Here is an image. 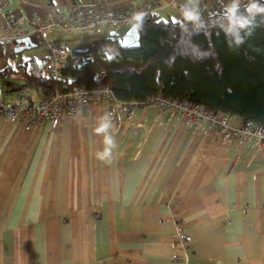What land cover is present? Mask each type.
Masks as SVG:
<instances>
[{"label": "crops", "instance_id": "obj_1", "mask_svg": "<svg viewBox=\"0 0 264 264\" xmlns=\"http://www.w3.org/2000/svg\"><path fill=\"white\" fill-rule=\"evenodd\" d=\"M5 1L28 29L63 2ZM101 1L127 11L134 0ZM4 24L0 10V32ZM128 28L92 29V42L71 48L45 35L76 51ZM30 38L28 47L4 53L11 60L0 62V99L44 96L19 72L24 60L49 54L46 44L40 57H24L40 45ZM105 113L118 144L109 163L95 156L104 145L94 129ZM181 232L191 240L181 241ZM0 264H264V142L229 141L153 104L135 106L131 116L88 104L54 132L47 123L28 128L0 118Z\"/></svg>", "mask_w": 264, "mask_h": 264}, {"label": "trees", "instance_id": "obj_2", "mask_svg": "<svg viewBox=\"0 0 264 264\" xmlns=\"http://www.w3.org/2000/svg\"><path fill=\"white\" fill-rule=\"evenodd\" d=\"M223 7L218 4L202 13L204 26L199 30L185 28L180 15L155 12L140 28L139 47H124L112 37L101 40L91 48L117 41L120 56H97L78 65L67 62L57 79L46 74L45 60L34 57L24 60L19 72L44 93L56 87L107 85L122 102L148 103L157 96L190 100L214 114H231L245 124L264 126V25L244 45L230 50L219 27Z\"/></svg>", "mask_w": 264, "mask_h": 264}, {"label": "built area", "instance_id": "obj_3", "mask_svg": "<svg viewBox=\"0 0 264 264\" xmlns=\"http://www.w3.org/2000/svg\"><path fill=\"white\" fill-rule=\"evenodd\" d=\"M183 3L184 1L178 0H134L126 11L113 3L101 0H63L60 9L50 10L45 17L37 19L33 27L28 29L19 22L15 9L9 7L5 0H0V10L5 15L4 32H0V44L5 52H12L15 39L35 36L39 44L49 46L44 70L46 74L57 79L61 77L67 62L78 65L91 61L97 56L115 58L120 56L121 48L117 41H109L84 51L69 50L62 44L49 41L45 35L46 32L56 29L73 33L102 26L118 32L131 26L129 20L136 11L147 12L146 19L151 14L162 10H171L179 14L180 5ZM217 5L216 3L202 4L201 12H209ZM101 102H106L113 107L118 106L129 116L135 106L153 104L163 111H170L180 116L186 126L198 125L213 128L229 141L239 144L250 139H253L256 144L264 142V134L257 135L258 131L264 132V126L253 122L235 125L234 115L214 114L207 107L193 101L168 100L161 96L155 97L148 103L122 102L115 97L107 85L95 88H88L85 85L69 88L56 87L51 92L44 93V96L36 101L27 95L15 101L0 99V118L10 123L25 122L28 128L47 123L49 130L54 132L63 116L74 115L81 106ZM178 236L185 243L191 240V235L186 232H181Z\"/></svg>", "mask_w": 264, "mask_h": 264}, {"label": "clouds", "instance_id": "obj_4", "mask_svg": "<svg viewBox=\"0 0 264 264\" xmlns=\"http://www.w3.org/2000/svg\"><path fill=\"white\" fill-rule=\"evenodd\" d=\"M179 15L185 28L191 25L194 30H199L204 26L200 0H184L180 5ZM147 16L145 11H136L130 17L129 23L133 28L140 29ZM261 25H264V0H247L246 3L244 0H228L222 9L219 27L230 50H237L244 45ZM114 128L112 114L105 113L94 129L97 135L103 137L104 147L95 153L96 159L101 162L109 163L118 148ZM261 134L264 132H257V135Z\"/></svg>", "mask_w": 264, "mask_h": 264}, {"label": "rangeland", "instance_id": "obj_5", "mask_svg": "<svg viewBox=\"0 0 264 264\" xmlns=\"http://www.w3.org/2000/svg\"><path fill=\"white\" fill-rule=\"evenodd\" d=\"M100 30H104L103 28H100ZM50 32V31H49ZM47 32V34L49 33ZM52 34L55 33L57 35H60L61 36V41L69 48H71L72 45H75L76 42H79L78 44L76 45H87L88 42H92L93 41V37H92V34H93V30L91 31H82V32H78V33H66L64 31H61V30H56V29H52L51 30ZM46 34V35H47ZM71 45V46H70ZM44 46H46V44H40V45H37V46H34V47H31V48H28L26 49L24 52H23V55L24 57H30L32 56L33 54L36 55L37 57H40L38 56L40 53L43 52V50H45ZM4 51V50H3ZM5 53V51H4ZM26 55V56H25ZM19 55L17 57V59H19ZM11 59L9 58H6V57H2L0 58V62H3V61H6L7 63L10 62Z\"/></svg>", "mask_w": 264, "mask_h": 264}, {"label": "water", "instance_id": "obj_6", "mask_svg": "<svg viewBox=\"0 0 264 264\" xmlns=\"http://www.w3.org/2000/svg\"><path fill=\"white\" fill-rule=\"evenodd\" d=\"M113 34H116V32H112ZM140 35L141 30L133 28L130 26L125 33L120 34L117 36L118 42L128 48H137L140 46ZM22 43H26L24 47H28L31 44V38L30 37H24L14 40L15 45V51H19L22 49L23 46H21Z\"/></svg>", "mask_w": 264, "mask_h": 264}, {"label": "snow or ice", "instance_id": "obj_7", "mask_svg": "<svg viewBox=\"0 0 264 264\" xmlns=\"http://www.w3.org/2000/svg\"><path fill=\"white\" fill-rule=\"evenodd\" d=\"M173 22H175V21H173Z\"/></svg>", "mask_w": 264, "mask_h": 264}]
</instances>
